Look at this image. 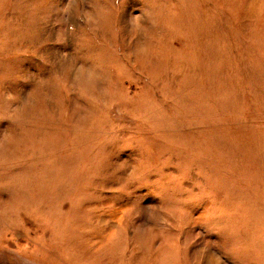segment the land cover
<instances>
[{"label": "rangeland", "instance_id": "1", "mask_svg": "<svg viewBox=\"0 0 264 264\" xmlns=\"http://www.w3.org/2000/svg\"><path fill=\"white\" fill-rule=\"evenodd\" d=\"M0 264H264V0H0Z\"/></svg>", "mask_w": 264, "mask_h": 264}]
</instances>
